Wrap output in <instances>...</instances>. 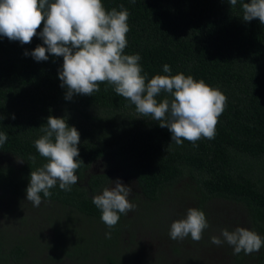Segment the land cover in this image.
<instances>
[{"label":"trees","instance_id":"obj_1","mask_svg":"<svg viewBox=\"0 0 264 264\" xmlns=\"http://www.w3.org/2000/svg\"><path fill=\"white\" fill-rule=\"evenodd\" d=\"M244 2L249 0H237L235 7L228 0H102L106 10L123 5L129 11L124 52L141 56L148 79L164 74L163 65L168 64L171 74L203 79L227 96L215 138L200 139L195 146L189 141L176 145L166 127L151 117H139L135 106L107 83L91 96L65 99L58 75L63 57L49 54L47 61L38 62L25 55L43 45L39 35L29 44L0 36V132L8 136L0 153L23 160L20 166L0 165V194L26 192L30 172L46 163L34 145L43 134L41 128L50 115L65 117L80 133L79 178L94 160H112L131 174L143 202L151 204L165 186L194 172L199 187L196 208L201 210L213 197L239 202L264 238V174L257 175L248 162L264 163V25L258 19L243 21ZM42 29L43 24L38 33ZM165 96L171 99L162 93L158 102ZM97 113H104L108 128L99 127ZM106 179L104 173L91 174L84 179L87 187L78 182L64 191L57 183L50 198L40 194L62 211V227L52 225L56 240L51 247L57 257L65 254L73 264H88L89 257L95 259L91 247L101 244L106 248L101 264H117L109 251L116 244L120 220L109 229L92 203L93 193ZM77 215L87 219L90 231L78 235ZM108 232L111 238H106ZM26 255L23 243L7 244L0 238V264H18ZM261 259L258 264H264Z\"/></svg>","mask_w":264,"mask_h":264},{"label":"clouds","instance_id":"obj_2","mask_svg":"<svg viewBox=\"0 0 264 264\" xmlns=\"http://www.w3.org/2000/svg\"><path fill=\"white\" fill-rule=\"evenodd\" d=\"M231 7L237 0H228ZM129 11L106 10L102 0H0V36L10 41L29 44L39 35L43 45H37L31 53L36 61H47L49 54L63 57L58 72L61 87L66 88L65 99L74 95L91 96L100 90L99 85L114 86L118 96L129 100L139 117H151L161 128L171 133V141L182 145L184 141L194 146L200 139H214L219 117L227 105V96L203 79L196 80L184 73L171 74L170 65H163L164 74H155L150 79L140 64L139 54H125L128 45ZM243 21L258 19L264 25V0H249L242 3ZM43 24V29H38ZM162 93L169 94L161 100ZM4 116L0 115V120ZM15 119V115H12ZM42 135L34 145L46 163L30 172L26 198L34 207L42 203L41 193L50 198L54 188L71 191L78 183L76 172L80 168V133L70 126L65 117H47ZM8 139L0 132V146ZM32 163L36 157L29 158ZM22 162V159H19ZM132 187L119 178L105 187L101 194L92 197V203L101 210V219L109 229L120 220V214L127 215L135 210L130 202ZM209 227L203 210L190 207L183 218L173 221L169 230L172 240L191 237L199 242L204 230ZM111 238V232L106 233ZM227 243L233 254L243 251L246 255L259 252L264 247V238L253 230L236 227L229 231L220 230L213 235L211 243L217 246Z\"/></svg>","mask_w":264,"mask_h":264},{"label":"rangeland","instance_id":"obj_3","mask_svg":"<svg viewBox=\"0 0 264 264\" xmlns=\"http://www.w3.org/2000/svg\"><path fill=\"white\" fill-rule=\"evenodd\" d=\"M103 115L97 113V117L101 118L99 127L108 128ZM19 159L9 153H0L1 166H20L23 160ZM248 162L257 170V175L264 174L263 162L250 159ZM97 173L106 174L109 183L95 190L93 196L101 194L105 187L111 186V180L119 178L132 187L129 200L136 205L134 211L121 215L117 241L109 251L117 264H258L261 258L264 259V247L250 255L243 251L234 255L232 246L226 242L220 246L211 243V237L220 235V230L224 228L231 231L240 226L260 235L244 206L232 200L213 197L204 201L201 210L206 214L209 227L204 230L199 242L193 241L190 236L183 240L170 239L169 230L173 221L183 218L190 207L196 208L199 187L193 178L194 172H185L165 186L158 200L151 204L143 202L131 174L121 171L112 164V160H94L84 176L79 178V183L84 185L88 175ZM74 223L78 235L80 230L90 231L89 222L80 215L75 217ZM52 225H63L62 211L54 202L42 200L39 207H34L27 200L26 192L18 196L0 194V238L7 244L13 241L23 243L27 251L18 264H73L65 254L57 257V251L51 247L56 240ZM88 237L86 235L85 240ZM103 249L106 248L101 244L91 247V250H96L95 259L89 257L88 264H101Z\"/></svg>","mask_w":264,"mask_h":264},{"label":"flooded vegetation","instance_id":"obj_4","mask_svg":"<svg viewBox=\"0 0 264 264\" xmlns=\"http://www.w3.org/2000/svg\"><path fill=\"white\" fill-rule=\"evenodd\" d=\"M79 182V181H78ZM109 183V180L108 179H106V181H105V185L104 186H106L107 184ZM84 185L86 186V183H84ZM103 186V187H104ZM87 187V186H86ZM92 193H90V195H91Z\"/></svg>","mask_w":264,"mask_h":264}]
</instances>
